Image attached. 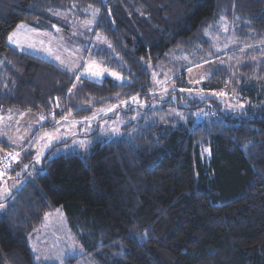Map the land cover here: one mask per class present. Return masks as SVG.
<instances>
[{"label":"trees","instance_id":"obj_1","mask_svg":"<svg viewBox=\"0 0 264 264\" xmlns=\"http://www.w3.org/2000/svg\"><path fill=\"white\" fill-rule=\"evenodd\" d=\"M88 10L110 46L95 54L121 82L76 81L8 43L22 24L52 26L53 11ZM222 20L237 25L240 42L264 45V0H0V114L38 115L36 133L134 96L149 102L153 67L197 44L208 49L204 35ZM203 88L245 106L226 111L176 93L168 106L185 122L135 130L124 115L119 137L96 129L83 155L62 152V141L27 166L0 214V264H34L27 236L54 208L96 264H264V62L215 68ZM205 103L215 114L197 122ZM32 155L24 147L14 164L21 171Z\"/></svg>","mask_w":264,"mask_h":264},{"label":"rangeland","instance_id":"obj_2","mask_svg":"<svg viewBox=\"0 0 264 264\" xmlns=\"http://www.w3.org/2000/svg\"><path fill=\"white\" fill-rule=\"evenodd\" d=\"M51 14L55 20L52 26L44 27L41 23L34 26L22 24L12 32L13 39L11 42L8 39L9 45L16 51L59 67L75 76L76 81L86 79L101 83L103 79L109 78L121 82L120 75L107 69L96 56L97 51L102 49L109 52L110 46L106 38L95 31L98 18L95 11H85L83 18L59 11H53ZM236 30L235 23L222 20L204 35L208 49L197 44L191 52L171 53L167 62L153 67L149 102L134 96L116 105L96 109L86 119L75 120L66 115L57 121L59 126L53 130L43 129L36 133V126L32 127L31 122H26L21 112L4 110L2 116L11 114V118L0 120V132L4 135L1 136L2 140L13 144L29 140L22 148L29 145L33 155L29 164L26 161L20 165L21 171L13 164L8 171L13 167L15 171H7L0 179V204L5 207L6 199L14 190L20 188L24 181L22 174L27 171V166L40 165L46 152L55 144L67 141L69 143L62 152L72 150L83 155L89 148L87 136L94 130L97 129L107 138L119 137L123 131L124 115L129 116L128 122L133 129L145 127L151 122H185L183 112L176 106H168L178 103L176 93L189 102L200 103L204 99H212L218 102L223 110L240 111L245 102L240 101L236 94L203 88L210 72L215 68H239L246 62L253 65L264 62V45L254 46L249 42H240L236 37ZM97 72L99 75L94 76L93 73ZM113 73L116 76H113ZM180 105L185 106L186 103L182 102ZM214 114L210 105L205 103L202 109L197 110L196 121L210 119ZM41 122L42 120L36 118L38 127ZM29 130L33 133L32 137H29ZM46 133L49 136H46ZM8 136L13 139H8ZM13 148L16 150L21 147ZM1 150L7 151L8 148L4 150L0 147ZM207 153L206 149L204 154ZM4 207L0 208V214ZM27 246L34 264H96L85 253L82 244L68 226L61 208H54L43 216L41 222L28 234Z\"/></svg>","mask_w":264,"mask_h":264},{"label":"crops","instance_id":"obj_3","mask_svg":"<svg viewBox=\"0 0 264 264\" xmlns=\"http://www.w3.org/2000/svg\"><path fill=\"white\" fill-rule=\"evenodd\" d=\"M26 54V53H25ZM29 55V54H28ZM2 113H3V111H2ZM2 113L0 114V120H4L5 118L6 119H10L11 118V114L10 115H7V116H2ZM22 114H23V116H25V119H26V122L27 121H29V122H31V124H32V127H35L36 126V129H37V127H38V125L35 123L36 122V118L38 119L39 118V116L38 115H36V114H33V113H28V112H21ZM40 119V118H39ZM1 122V121H0ZM1 124V123H0ZM16 128H17V126H16ZM15 128V129H16ZM19 128H17L16 130H18ZM33 129V128H32ZM35 129V130H36ZM30 131V130H29ZM30 133H31V131H30ZM32 135H33V133H31V135L29 136V137H32ZM4 137V135L0 132V142H2V143H5V145H7V147H8V149H12V147H21V148H19V149H17V150H21L22 149V146H24V144H27L28 143V141L29 140H24L23 142H21V143H19V142H14L15 144H13V142H11V143H9V142H5V140H2L3 138L2 137ZM7 136V135H6ZM8 139H13V138H9V136H8ZM0 147L1 148H3L1 145H0ZM27 147H29V145H27ZM26 147V148H27ZM24 148V147H23ZM4 149V148H3ZM14 149V148H13ZM1 152L2 153H4L5 151H3V150H1L0 151V154H1ZM9 173H11V170L10 171H8Z\"/></svg>","mask_w":264,"mask_h":264},{"label":"built area","instance_id":"obj_4","mask_svg":"<svg viewBox=\"0 0 264 264\" xmlns=\"http://www.w3.org/2000/svg\"><path fill=\"white\" fill-rule=\"evenodd\" d=\"M21 155V150L8 149L3 154H0V179L10 169L11 165L17 162Z\"/></svg>","mask_w":264,"mask_h":264},{"label":"snow or ice","instance_id":"obj_5","mask_svg":"<svg viewBox=\"0 0 264 264\" xmlns=\"http://www.w3.org/2000/svg\"><path fill=\"white\" fill-rule=\"evenodd\" d=\"M12 39H13V37H12V35H10L9 36V42H11L12 41ZM93 75L95 76V75H99V73L97 72V73H93ZM113 76H116V74L115 73H113L112 74ZM81 77H78V79H80ZM117 79H119V77L117 76L116 77ZM221 95H223V93H221ZM133 99H136V98H133ZM46 136H49V134H45ZM49 138H51V137H49ZM0 175H2V173H0ZM4 207V205L3 204H0V208H3Z\"/></svg>","mask_w":264,"mask_h":264}]
</instances>
